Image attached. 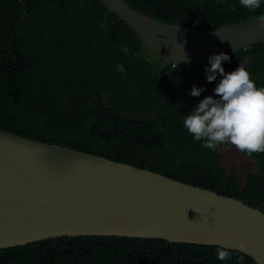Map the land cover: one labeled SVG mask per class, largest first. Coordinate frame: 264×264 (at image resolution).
<instances>
[{
  "label": "trees",
  "instance_id": "1",
  "mask_svg": "<svg viewBox=\"0 0 264 264\" xmlns=\"http://www.w3.org/2000/svg\"><path fill=\"white\" fill-rule=\"evenodd\" d=\"M169 25L211 29L264 15L239 0H124ZM129 51L124 54L121 45ZM225 72L246 59L264 85V40L228 53ZM121 64L125 73L116 70ZM201 63L173 64L152 55L124 21L98 0H0V130L103 156L176 181L264 204V152L243 156L257 165L240 183L220 167V149L194 141L183 118L213 94ZM219 79V77H217ZM203 86L199 97L188 94ZM218 246L160 239L62 237L0 250V264H256Z\"/></svg>",
  "mask_w": 264,
  "mask_h": 264
},
{
  "label": "water",
  "instance_id": "2",
  "mask_svg": "<svg viewBox=\"0 0 264 264\" xmlns=\"http://www.w3.org/2000/svg\"><path fill=\"white\" fill-rule=\"evenodd\" d=\"M98 1L152 55L174 66L264 40L259 17L195 29L158 22L124 0ZM94 236L219 246L264 264L263 210L150 170L0 130V250Z\"/></svg>",
  "mask_w": 264,
  "mask_h": 264
},
{
  "label": "clouds",
  "instance_id": "3",
  "mask_svg": "<svg viewBox=\"0 0 264 264\" xmlns=\"http://www.w3.org/2000/svg\"><path fill=\"white\" fill-rule=\"evenodd\" d=\"M239 3L248 10H255L264 0H239ZM259 21V26L264 28V15ZM120 50L127 54L129 48L122 44ZM228 60L225 52L208 56L204 74L207 82H216L213 94L203 96L184 114L183 127L194 141H201V146L209 150L231 144L246 155L264 152V85L258 87L250 78L246 59L232 71L225 72L222 61ZM116 70L121 74L126 71L121 64L116 65ZM203 91L202 85H193L188 94L199 97ZM238 247L242 249L244 245L241 243ZM216 252L220 261L231 259L227 248L218 246ZM237 264H244L243 255L237 257Z\"/></svg>",
  "mask_w": 264,
  "mask_h": 264
},
{
  "label": "rangeland",
  "instance_id": "4",
  "mask_svg": "<svg viewBox=\"0 0 264 264\" xmlns=\"http://www.w3.org/2000/svg\"><path fill=\"white\" fill-rule=\"evenodd\" d=\"M219 149L221 152L220 166L226 176L233 174L242 184L248 173L257 171V165L253 161L245 158L235 146L231 144L219 145ZM262 208L264 209V204Z\"/></svg>",
  "mask_w": 264,
  "mask_h": 264
}]
</instances>
